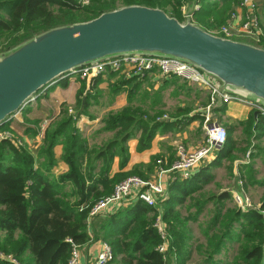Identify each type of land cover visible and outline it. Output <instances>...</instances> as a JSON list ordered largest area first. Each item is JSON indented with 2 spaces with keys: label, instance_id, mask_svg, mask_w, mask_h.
<instances>
[{
  "label": "trees",
  "instance_id": "1",
  "mask_svg": "<svg viewBox=\"0 0 264 264\" xmlns=\"http://www.w3.org/2000/svg\"><path fill=\"white\" fill-rule=\"evenodd\" d=\"M190 1L123 0L124 4L160 6L181 21L182 7ZM236 1L198 0L199 8L193 20L207 30H216L226 23L233 10L232 3ZM116 3L117 0H90L88 5H83L80 0H0V31L13 35L10 44L16 45L51 27L97 17L104 11L115 9ZM225 12L230 13L221 17ZM256 44L264 46V42ZM117 72L108 70L107 73L113 76ZM136 77L141 79L145 75L124 79L114 89L133 82L135 85L132 89H136L135 86L141 82ZM99 81L100 75L92 78L94 84ZM89 92L83 83L77 93L79 110L76 115L67 114L61 121L49 125L43 137L42 153L47 156L50 166L54 164V146L63 138L64 160L69 166L66 172L56 175L50 169L37 165L30 148L19 146L13 139H0V251L15 254L24 264H67L71 256L68 238L80 245L88 244L93 239H102L111 245L115 264H165L163 254L158 250L161 238L154 226L159 214L156 206H150L140 199L116 213L104 217L97 215L95 221H89V213L98 200L112 194L118 182L136 174L149 178L144 177L139 168L111 176L113 163L118 152L126 157L127 142L135 138L139 131L138 147L143 150L150 146L156 132L168 121H161L158 115L132 107L108 115L103 130H115V136L88 155L87 163L83 165L80 155L86 150L87 144L78 121L88 113ZM31 112L30 107L22 110L24 116H29ZM261 119L264 125V115ZM34 120L36 125L33 127L21 124L30 135L39 134L44 121ZM249 126L245 125L244 132L247 135L253 134V126L251 130ZM259 126L257 124V128ZM261 130L264 133V127ZM232 132L220 150V160H235L232 157L237 141ZM159 158L155 157L147 165L150 172H154ZM99 159H103V165L100 173L96 174L94 171ZM241 171H245V175L250 172L246 165L241 166ZM205 184L206 179L195 176L189 179L177 177L168 186L170 197L162 204L163 218L170 233L168 258L172 261L169 264H186L191 256L181 214L175 208ZM229 198L230 193L218 197V208L207 228V243L197 248L205 257L202 264H264L262 213L257 209L226 207L225 201ZM90 226H93L92 236ZM232 241L236 245L231 251L228 242ZM223 250L224 258L216 260L215 257ZM0 264L5 262L1 260Z\"/></svg>",
  "mask_w": 264,
  "mask_h": 264
},
{
  "label": "crops",
  "instance_id": "2",
  "mask_svg": "<svg viewBox=\"0 0 264 264\" xmlns=\"http://www.w3.org/2000/svg\"><path fill=\"white\" fill-rule=\"evenodd\" d=\"M241 1L242 0H237L232 3V13H235L236 16L234 18L231 17V13L226 24L232 23V25L237 28L235 29L237 35L239 34V36L243 38L247 37L245 39L253 41L252 36L241 35L240 27L248 16H257L260 21L263 35L258 34L256 29H254V32L256 36L260 38L259 42L263 43L264 12L261 10V7L264 6V0H253L259 5V7L254 10H251L246 5L242 6L240 4ZM229 13L225 12L221 17H226ZM254 42H256L255 39ZM107 72L100 75V81L96 84L92 82V78L69 75L39 92L37 99L32 101V105H36V108L32 110L29 116L41 122L43 119L44 121H48L45 128L42 126L44 121L42 122L41 129H44L43 133H41V130L39 134L36 135H30L25 132V130L21 128L25 125L23 122L24 117L21 119L17 117L19 113L13 118L11 123H9L12 124L11 127L34 153L38 166L46 169L48 168L56 175L62 174L69 169L68 164L64 160L63 138L61 137V141L54 146V164L50 166L47 156L42 153L44 145L43 137L46 129L51 123L53 124L56 121H61L65 115L70 114L71 110L73 111V109L77 108V93L82 88L83 83L86 85V89L90 91L88 113L82 116L78 121L82 137L87 144L86 150L80 155V161L83 165H86L88 155L92 154L95 149L115 136V130H103L105 126V122L103 121L104 116L107 114H114L126 106L148 111L151 115L168 113L170 117L161 119V121L168 122L161 126L156 132L148 148L141 150L138 147L141 131L137 133L135 138L129 140L127 142L126 157H123V155L118 152L113 163L111 176L117 172H129L139 168L143 172L144 177L151 178L155 175L156 167L154 172L153 170L150 172L147 165L152 163L155 157L164 158L166 166H170L176 157V148L179 143H184L191 150L205 143V111L212 101V91L209 88L188 82L182 78L179 79L180 77L164 76L155 69L146 73L145 77L141 79L136 77L141 82L143 81V84L139 89L137 88L138 90H136L137 92L135 95L130 96L127 88H132L134 82L126 84L124 89L116 91H114V87H112L111 84L118 79V73L125 79L134 77L135 74L132 68L126 66L113 76H110ZM64 83H66V85H64ZM38 106L41 107L38 109ZM256 111L258 110L253 106L235 100L229 102L218 101L213 107L210 120L211 122H218L224 125L227 128L229 136L232 131V134L235 133L234 129H237L240 133H244L242 127L253 124L252 138L259 139L262 137L264 139V133L261 130V128L264 127V125L261 124V116L264 114L257 113ZM91 115L93 116L91 117ZM17 124H20V127L17 126ZM21 124L23 126H21ZM257 124L260 125V129L257 128ZM29 126L33 127L34 125L29 124ZM246 141L247 139L244 138L243 144H241L245 146V148L248 145ZM221 149L220 147H215L210 155L194 170L193 175L190 177L193 178L197 176L199 179H206L204 187L187 196L185 202L181 205H177L175 208V210L179 211L181 214L184 234L187 237V243L191 250V256L186 264L203 263L205 257L197 248L199 245L207 243V228L213 221L214 214L218 208L219 196L224 193H230L231 198L225 201L226 207H233L236 206L235 195L237 193L249 194L248 192L252 188L254 190H263L261 193L263 198L261 200L262 202L264 200V174H261L255 165L252 172L251 164L254 163L251 161H243L242 164H238V166L236 164L232 171L231 179L229 180L227 174L225 176V174L220 171L221 166H223L226 160L219 159ZM102 165L103 159H99L96 162L94 171L96 174L100 173ZM242 165L248 166L250 170L248 175L244 174L245 171H241ZM175 179L177 178L173 180ZM230 181L232 183L231 185L226 183ZM169 197L170 191L168 190L163 198L159 197L157 199L156 207L159 213L161 212L163 214L164 205L162 202L168 200ZM215 197L217 199H215ZM134 202H136V200L129 198L120 204H112L99 215L104 217L116 213L132 205ZM92 220L95 221V217H93L91 221ZM93 233V226H90L91 236ZM102 242V239H93L90 243L82 245L80 264H92L97 258ZM228 243L232 251V247L236 244L234 241ZM224 252L225 250L218 254L215 257L216 260L223 259L225 255ZM170 261H172L171 258H168L166 264H169Z\"/></svg>",
  "mask_w": 264,
  "mask_h": 264
},
{
  "label": "water",
  "instance_id": "3",
  "mask_svg": "<svg viewBox=\"0 0 264 264\" xmlns=\"http://www.w3.org/2000/svg\"><path fill=\"white\" fill-rule=\"evenodd\" d=\"M198 8V0L188 2L181 21L159 6L128 4L51 27L1 51L0 127L76 70L130 55L174 58L200 69L216 87L205 111L210 118L225 94L264 107V47L208 31L193 20Z\"/></svg>",
  "mask_w": 264,
  "mask_h": 264
},
{
  "label": "built area",
  "instance_id": "4",
  "mask_svg": "<svg viewBox=\"0 0 264 264\" xmlns=\"http://www.w3.org/2000/svg\"><path fill=\"white\" fill-rule=\"evenodd\" d=\"M240 4L242 6H248L251 10L259 7V5L253 0H242ZM261 8L264 12V6ZM235 16L236 14L232 13L231 17L234 18ZM235 29L237 28L233 26L232 23H227L221 29L208 31L224 37L236 39L235 37L241 36H239V34L237 35ZM254 29L257 30L258 34L263 35L261 32L259 18L255 15H250L241 24L240 33L243 36H252L253 41L255 39L256 42H259L260 38L256 36ZM1 51H3V48L0 46V52ZM126 66L131 67L135 75H145L146 73L156 69L164 76H177L188 82L203 85L212 91V101L211 104L208 105L207 109H209L214 101L216 87L205 77L204 73L196 66L174 58L142 55L122 56L100 61L96 64L87 65L76 70L71 75L76 76L78 74V76L82 78H93L107 72L108 70L120 71ZM231 100L249 104L262 111L264 114V107L262 105L250 102L237 95H224V102H229ZM47 124L48 121H44L42 125L43 128H45ZM43 128L41 129V133H43ZM205 129L206 141L204 144L191 150L184 143H179L176 148V157L172 164L170 166H166L165 159L162 157L159 158L157 160L156 171L153 177L145 179L138 175H131L118 182L112 194L102 197L92 206L89 213V221L93 217L101 214L110 205L120 204L129 198H133L134 200L141 199L150 206H156L158 201L157 199L159 197H164L168 191L170 182L174 178H190L193 175L194 170L210 155L215 147L222 148L226 144L228 138L227 128L221 123L211 122L208 115L205 119ZM2 138L13 139L18 143V145H25L23 143V139H14V136L10 132L0 134V139ZM235 202L242 210H249L252 208L259 210L264 218V208L260 205L253 206L249 202V198L246 193H237L235 195ZM154 226L161 238L158 250L163 254L166 264L170 247V233L168 230V224L164 220L161 212L157 215ZM67 240L71 243V256L67 264H80L82 245L73 241L72 238H68ZM1 260L4 261L5 264H24L23 261L15 254L4 253L2 251H0V261ZM114 260L115 253L111 245L108 242L103 241L97 254V258L92 264H113Z\"/></svg>",
  "mask_w": 264,
  "mask_h": 264
},
{
  "label": "rangeland",
  "instance_id": "5",
  "mask_svg": "<svg viewBox=\"0 0 264 264\" xmlns=\"http://www.w3.org/2000/svg\"><path fill=\"white\" fill-rule=\"evenodd\" d=\"M80 1L83 3V5H88L90 3V0H80ZM116 4H117V7H122V6L128 5V4H124L123 0H117V3ZM133 4H139V3H133ZM142 5H146V4H142ZM147 6H149V5H147ZM154 7H156V6H154ZM182 10H183V21H184L185 20V16H184L185 5L182 7ZM81 21H86V20H81ZM225 24H223L220 28H217V30L218 29H221ZM12 39H13V35H10V33H7V32L0 31V46L2 48L8 49V48H10L12 46H15V45L10 44V42L12 41ZM76 76H78V74ZM124 79L125 78L120 73H118V79L114 83H112L111 86L112 87H115V85L117 83H119L120 81H122ZM179 79H181V78H179ZM140 83L141 84L139 86H135L136 89H134V90L132 88H130V87L127 88V91L129 92V95L130 96H133V95L136 94V92H137L136 90H138L142 86L143 81L140 82ZM125 85L126 84H122V88L116 89V90H122V89H124L125 88ZM134 85H135V83L133 84V86ZM116 90L114 89V91H116ZM97 93H98V91H97ZM26 107H30V110H34L36 108V105H32V102H31L28 105H26ZM40 107L41 106H38V109ZM126 107H132V106H126ZM126 107H124L123 109H125ZM132 108H134V107H132ZM136 109H138V108H136ZM78 110H79V107L77 105V108L76 109H73V111L71 110L70 115H76V113L78 112ZM122 110H119L118 112H120ZM139 110H142V109H139ZM142 111H144L146 113H149L148 111H145V110H142ZM118 112H115V113H118ZM108 115H110V114H107V115L104 116L103 121L105 120V117H107ZM158 116H159L158 119H160V120L161 119H166V118L170 117V115L168 113H163V114L158 115ZM17 117H19L20 119L22 117H24L23 122L25 123V125H27V124L36 125L35 124V120H34L36 118H31L30 116H24V114L22 113V111L17 115ZM26 117H28V118H26ZM9 123L4 124L2 127H0V134L5 133V132H10L14 136V139L15 138H20L19 135L15 132V130L11 127L12 124H9ZM17 126L20 127V124L19 125L17 124ZM252 126H253V124H250V126L248 127V129L251 130L252 129L251 128ZM21 128H23V127H21ZM234 130H235V133L232 136L237 141V147L234 149V154H233V157L232 158L235 157V160L233 162L231 161L230 158L228 160H225V162L223 163V166H221V170L220 171L223 174H225V176L227 174V177L230 180L231 179V174L233 173L232 171H233L234 167L236 166V164L238 166V164H242L243 161L244 162L251 161L254 164H251L252 167L251 166L250 167L253 169L254 168V165H255V167L260 171V173L261 174H264V139L262 137H261L262 139L261 138H259V139L252 138V135L253 134L246 135V133L244 132L245 131V127H242V130H243L244 133H240L237 129H234ZM244 138L247 139L246 143L248 145H247L246 148H245V146L241 145V144H243ZM23 143L25 145H23V146L19 145V146H21L23 148H27L28 147L27 144L24 141H23ZM244 149H245V151H244ZM254 159H255V161H254ZM136 175H138V174H136ZM226 183H229V185L232 184L231 181L230 182H226ZM262 191L263 190H259V189H255L254 190V189L251 188L250 191L248 192L249 194H247V197L249 198V202L253 206H257V204H259L262 207V200H261L263 198V196H261ZM236 206H237V204H236ZM252 209H255V208H252ZM113 264H115V263L113 262Z\"/></svg>",
  "mask_w": 264,
  "mask_h": 264
},
{
  "label": "bare ground",
  "instance_id": "6",
  "mask_svg": "<svg viewBox=\"0 0 264 264\" xmlns=\"http://www.w3.org/2000/svg\"><path fill=\"white\" fill-rule=\"evenodd\" d=\"M54 84V83H53ZM52 85V84H51Z\"/></svg>",
  "mask_w": 264,
  "mask_h": 264
}]
</instances>
